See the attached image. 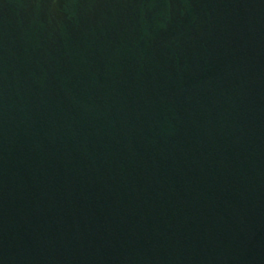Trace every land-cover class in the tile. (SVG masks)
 Segmentation results:
<instances>
[{"label":"water","instance_id":"water-1","mask_svg":"<svg viewBox=\"0 0 264 264\" xmlns=\"http://www.w3.org/2000/svg\"><path fill=\"white\" fill-rule=\"evenodd\" d=\"M0 264H264V0H0Z\"/></svg>","mask_w":264,"mask_h":264}]
</instances>
